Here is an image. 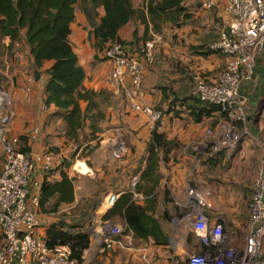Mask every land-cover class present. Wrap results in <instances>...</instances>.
Here are the masks:
<instances>
[{
	"label": "crops",
	"instance_id": "crops-1",
	"mask_svg": "<svg viewBox=\"0 0 264 264\" xmlns=\"http://www.w3.org/2000/svg\"><path fill=\"white\" fill-rule=\"evenodd\" d=\"M146 1L131 2L134 9L143 11ZM182 5L190 18L183 23H165L159 34L153 33L149 24L147 34L144 35V25L136 18L118 31V40L129 46L132 56L144 66L140 91L132 99L126 97L123 87L110 79L112 65L102 55L109 42L98 41L93 35L104 16L102 6L80 0L74 5L69 44L85 74L82 86L99 94L96 104L103 115L100 120L103 123L96 126L101 130L96 134L100 133V137L105 138L99 142L98 150H94L90 169L77 158L74 167H61L64 160L69 163V154L79 156L81 147L85 146L80 141L86 139V135L79 132L81 145L69 140L65 123L57 109L53 105L46 106V110L42 109L46 100V73L52 62H44L39 68L34 67L29 48L22 38L18 41L17 59H10L13 68L7 89L12 95L14 111L12 134L19 138L23 152L42 155L49 151L52 155L48 169L38 165L35 170L33 183L39 184L37 195L44 182L60 181L61 172L73 180L74 200L71 204H61L57 212L52 214L41 213L37 208L36 232L46 238L50 226L59 222L70 226L79 221V230L90 236L81 264H173L171 256L174 251L181 254L179 259L183 258L195 241L187 237L181 227L173 232L171 222L190 211L185 205L189 188L204 195V213L210 225L221 224L226 232L233 234V241H237L240 229L246 227L247 205L262 154L260 143L264 138V48L255 57L252 80L242 83L239 89L245 101L250 137L241 143L233 155L222 152L216 156L206 154L198 161L192 160L187 155L188 144L201 139L208 127L215 129L222 119L218 110L205 108L209 115L195 122L191 113L197 112L202 105L194 101L190 93L196 75L214 81L227 61L223 55L211 51L209 46L218 39L219 32L228 21V15L223 11L221 3L210 11L202 9L197 0H183ZM153 37L158 42L154 53L155 62L153 66L147 67L136 49ZM34 71L39 76L38 81L34 78ZM125 88L132 89V85L126 82ZM99 98L106 100L102 103ZM135 104L161 111L162 119L155 124H158L156 132L161 135L162 143H174L173 148L159 146L154 149L158 162L151 179L157 180L150 195H144L142 191L138 193L136 188L140 184L141 190L146 191L151 185L142 182L141 176L146 167L148 146L152 144L155 126H151L146 115L134 110ZM79 105L84 111L87 103L80 102ZM87 122L89 120L85 124ZM120 137L125 139L123 142L127 154L124 158L116 159L112 148ZM86 143L91 145V142ZM102 161H106V164L118 161V165L106 169ZM121 166L128 172L122 182L118 181L112 187V182H109L110 173H116L115 169ZM133 177H136L135 182ZM127 192L132 193L131 200L145 211L144 214L159 224L167 237V244L156 245L152 239L134 237L133 249H115L101 255L98 253L101 226L106 223L127 225L118 213L105 217L119 197ZM111 194L116 195V201L107 208L105 201ZM92 198L96 204L90 211L85 203ZM180 229L182 231L179 234Z\"/></svg>",
	"mask_w": 264,
	"mask_h": 264
},
{
	"label": "built area",
	"instance_id": "built-area-1",
	"mask_svg": "<svg viewBox=\"0 0 264 264\" xmlns=\"http://www.w3.org/2000/svg\"><path fill=\"white\" fill-rule=\"evenodd\" d=\"M197 1L206 11L221 3L228 21L218 39L209 46L211 51L227 58L225 65L214 81H207L200 75L193 79L190 95L201 104L216 107L222 115L215 129H206L201 139L188 144L187 155L196 161L206 154L216 156L225 152L233 155L250 137L245 101L239 89L242 83L252 80L255 57L264 48V0ZM2 41L4 46L10 47L9 37H2ZM157 44V38L153 37L136 49L147 67L155 62ZM17 50L15 43L10 49L11 57L17 58ZM102 55L112 65L110 79L123 87L126 97L132 99L140 91L144 66L132 56L129 46L119 40L109 43ZM126 82L132 89L125 88ZM46 108L44 102L42 109ZM133 108L146 115L152 127L162 119L159 110L138 104ZM13 122L11 92L0 86V264H77L70 258L67 246L50 248L46 238L36 232L39 184L33 183V176L38 165L48 169L52 155L49 151L42 155L23 152L19 138L12 134ZM260 144L262 154L253 180L241 241L228 240L221 224L210 225L204 213V195L189 188L185 205L190 211L173 219L171 227L173 232L181 227L196 243L190 245V251L181 259V254L174 251L173 264H264V138ZM112 153L116 159H121L126 156L127 149L120 142L113 146ZM132 180L135 182L136 177ZM115 201L116 195H109L106 207L110 208ZM134 244L135 238L127 225L106 223L101 226L99 254L133 249Z\"/></svg>",
	"mask_w": 264,
	"mask_h": 264
},
{
	"label": "trees",
	"instance_id": "trees-1",
	"mask_svg": "<svg viewBox=\"0 0 264 264\" xmlns=\"http://www.w3.org/2000/svg\"><path fill=\"white\" fill-rule=\"evenodd\" d=\"M78 1L0 0V37H9L10 47L7 50L10 52L11 47L15 43L18 44L22 38L29 48L34 67L39 68L44 62H52L46 73L45 104L53 105L57 109L65 123L67 138L74 142L79 141V132L86 120L90 122V131L95 133L97 122L103 118L96 104L99 94L82 86L85 74L78 65L68 40L70 24L74 19V5ZM80 1L102 6L104 16L93 31V35L96 40L103 43L118 40V31L134 18L144 25V35L147 34L149 24L153 33L159 34L165 23H183L190 18L187 9L182 5L183 0H147L143 11L134 9L132 0ZM192 99L196 100L194 97ZM185 100L187 99L183 101ZM80 102L87 103L84 111L80 108ZM196 102L200 103L198 100ZM201 105V109L191 113L195 122L209 115L205 108L217 110L213 106ZM94 110L96 112L93 113ZM157 126L158 124L152 132V144L148 146L147 163L141 176L142 182L151 185L146 191L141 190L140 184L136 188V192L142 191L144 195L151 194L157 180L151 179L158 162L154 149L162 145V137L156 132ZM164 144L174 143L164 142ZM61 167L68 169V161L64 160ZM60 177V181L44 182L41 185L38 196V208L41 213H55L61 204L73 202V180L64 172H61ZM131 198L132 193L122 194L105 217L118 213L123 217L134 237L142 240L152 239L156 245H166L167 237L159 224L145 215V211ZM66 226L68 225L59 222L47 229V246L50 248L67 246L70 249V258L81 264L83 252L90 243V236L79 230V221L64 229Z\"/></svg>",
	"mask_w": 264,
	"mask_h": 264
},
{
	"label": "rangeland",
	"instance_id": "rangeland-1",
	"mask_svg": "<svg viewBox=\"0 0 264 264\" xmlns=\"http://www.w3.org/2000/svg\"><path fill=\"white\" fill-rule=\"evenodd\" d=\"M132 1L135 2V1H141V0H132ZM7 48L8 47L4 46V44H3L2 37H0V86L3 89H7L8 85L10 84V79L9 78H11V74H12V70L11 69L13 68V66L11 65L12 61L10 59L14 58V57H11V53L7 50ZM18 50H17V52H18ZM7 51H8V53H7ZM14 59H17V58H14ZM12 79L14 80V78H12ZM100 99L101 98H99V100ZM105 100L106 99H102L100 101L103 103ZM98 123L100 125V123L102 124L103 122L98 121L97 124ZM97 124H96V126H97ZM84 126L85 127H83L82 130H81V134L86 135V139L87 140L83 139V140L80 141L81 144H83L85 146L81 147V151H80L78 157H75V155H72V154L68 155L70 168L74 167V165H76L78 161H80L81 164H85L89 169L92 168L91 166L93 165V163L92 162L90 163V161H92V159L94 158V153H95L94 150H98L99 142L105 138V137H100V133H99V135L96 134L97 131L99 132L101 130L100 127L99 128L96 127L97 128L96 132L92 133L88 129L89 122H87ZM207 129H210V128L208 127ZM87 141L91 142L90 143L91 145H87V143H86ZM119 141L124 145V142H125L124 137H122L121 139L117 138L116 141L114 142V145L120 144ZM80 142L78 141L77 144H79ZM163 143H162L161 146L165 147L167 149L174 147L172 144H163ZM81 144H79V145H81ZM105 153L106 152H104L103 154H105ZM0 155H1V150H0ZM159 155L161 157V153ZM76 158L78 159V161H77ZM109 159H111V155H110ZM108 163L106 164V161H102V166L107 169L108 166L109 167H113V165H116V166L118 165V161H116L113 164H112V162L110 164H108ZM138 163H139V161H138ZM123 169H124V172H123ZM138 170H139V168H138ZM88 172L90 173V170H88ZM115 172L116 173H114V174L110 173V177H109V182H112L111 183L112 187H114L117 184L118 181L122 182L124 180L123 178H125V175L127 174L128 171L125 170V168H123L121 166L120 168H116ZM104 185H106V183H104ZM95 202H96V200H94V198L88 200V202L85 203L86 208H88L90 210L92 208L91 206ZM91 210H93V209H91ZM244 229H243V227H242V229H240V234H238V237H237V241L238 242H240L241 239H242V235H243V230ZM180 231H182V230L181 229L179 230V234H180ZM225 234H226V237H227L228 240L229 239L232 240L233 234H231L230 232H225ZM191 239H193V238H191ZM0 240H1V236H0ZM191 246H192V244H191Z\"/></svg>",
	"mask_w": 264,
	"mask_h": 264
},
{
	"label": "water",
	"instance_id": "water-1",
	"mask_svg": "<svg viewBox=\"0 0 264 264\" xmlns=\"http://www.w3.org/2000/svg\"><path fill=\"white\" fill-rule=\"evenodd\" d=\"M34 75H35V76H34L35 80H36V81H38V79H39V76H38V74H37V72H36V71H34Z\"/></svg>",
	"mask_w": 264,
	"mask_h": 264
}]
</instances>
